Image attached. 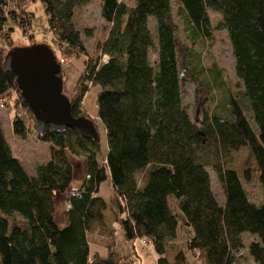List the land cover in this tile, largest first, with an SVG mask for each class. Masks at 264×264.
Returning <instances> with one entry per match:
<instances>
[{
    "label": "trees",
    "instance_id": "1",
    "mask_svg": "<svg viewBox=\"0 0 264 264\" xmlns=\"http://www.w3.org/2000/svg\"><path fill=\"white\" fill-rule=\"evenodd\" d=\"M35 1L60 57L84 58L71 93L65 95L71 116L88 118L82 99L90 88L100 89L95 105L106 142L103 159L97 140H84L69 129L54 133L45 127L36 134L14 75L3 68L11 34L18 30L24 36L32 26L28 4ZM91 1L0 0V43L6 47L0 51V100L6 105L14 96L13 106L25 111L27 124L14 114L11 133L20 139L30 133L48 149L46 160L29 176L0 128V264H132L113 252L115 231L104 223L106 204L96 196L105 181L124 241H148L156 264H187L188 252L200 264H235L244 248L243 235L255 238L247 248L249 257L264 264V0H172L193 39L209 37L207 11L221 18L216 29L227 32L235 74L243 86L227 98L224 114H204L192 121L181 104L171 0H135L132 7L121 0H94L107 27L104 39L95 43L94 59L71 20L74 9ZM149 19L154 21L155 42ZM181 57V66L196 80L198 63L188 62L189 69L186 54ZM58 64L63 81L64 69ZM242 148L256 164L254 177L250 170L229 169L233 153ZM68 155L81 158L78 197L67 195L72 181ZM207 168L218 180L221 204L210 188ZM253 180L259 203L247 190ZM60 194L67 205L62 229L53 219V200ZM184 229L190 236L181 246L176 233ZM86 234L109 240L103 257L90 253Z\"/></svg>",
    "mask_w": 264,
    "mask_h": 264
},
{
    "label": "rangeland",
    "instance_id": "2",
    "mask_svg": "<svg viewBox=\"0 0 264 264\" xmlns=\"http://www.w3.org/2000/svg\"><path fill=\"white\" fill-rule=\"evenodd\" d=\"M135 0H121V2L128 7H132ZM28 13L32 14V23L30 30H27L23 36L20 31L14 30L11 34V47H25L31 45V42L37 44L47 45L55 54L57 61L61 64L65 71L72 70L73 60L60 57L59 51L56 50L52 42L53 34L49 31L48 26L44 20L43 12L40 4L35 1L28 4ZM170 17L172 23L175 25V40L177 50V67L180 76V96L181 104L186 110L189 119L192 121L195 118L198 120L205 114L207 116L213 114H224V104L230 96H236L239 92L243 91L242 83L235 74V60L232 53V47L225 30L216 29L221 23V18L210 11H207L208 23L210 28V35L208 38H192L190 29L186 24L185 17L177 15L176 6L174 2L170 1ZM72 24L76 30L80 32L81 41L92 59L97 56L94 50L95 43L101 41L105 37L107 27L103 28L99 15V6L96 1H91L87 5L74 9L72 12ZM148 29L151 33L152 39L155 42V29L154 21L148 20ZM89 30V36L85 35V31ZM30 37L31 39H29ZM2 45L0 44V49ZM9 50V49H8ZM7 50V51H8ZM2 51V50H1ZM4 51V50H3ZM2 54V57L7 53ZM182 54H186L185 62L191 64L198 63L201 70L196 80H191L184 68L181 66ZM189 57H192L189 59ZM81 58V57H80ZM154 55H151V62L153 63ZM188 68L190 65L188 63ZM70 74V73H68ZM79 77V76H78ZM73 75L70 79H73ZM74 82V80H73ZM98 87L90 88L82 99V113L94 121V126L97 134V141L99 145V159L103 158L106 154V142L104 132L96 120V105L95 97L99 92ZM11 99L14 96L10 97ZM11 99L6 105L0 109V121L3 137L8 144L12 156L19 162L24 172L27 175H34L36 166L43 162L47 145L39 143L35 136L32 134L26 135L25 139H20L11 134L10 123L14 114L22 113L24 117V110L20 107L15 108L11 103ZM9 127V128H8ZM70 165L77 172V166L81 158H73L67 156ZM233 164L229 169L236 172H243L250 170L252 177L256 170V164L252 158L249 157L248 150L242 148L233 153ZM210 178V188L214 192L218 202L221 204L223 201L222 191L220 189L218 180L214 172L206 169ZM249 194H252L253 201L259 203V187L255 180L247 186ZM255 196V197H254ZM174 204L173 201L170 202ZM253 241V237L249 235L243 236L245 246ZM235 264H255L250 259L248 252L242 250L236 257Z\"/></svg>",
    "mask_w": 264,
    "mask_h": 264
},
{
    "label": "water",
    "instance_id": "3",
    "mask_svg": "<svg viewBox=\"0 0 264 264\" xmlns=\"http://www.w3.org/2000/svg\"><path fill=\"white\" fill-rule=\"evenodd\" d=\"M2 65L14 75L15 89L33 117L36 134L41 135L45 127L54 133L69 129L84 140H97L90 119L71 116L60 66L47 45L12 47L3 56Z\"/></svg>",
    "mask_w": 264,
    "mask_h": 264
},
{
    "label": "crops",
    "instance_id": "4",
    "mask_svg": "<svg viewBox=\"0 0 264 264\" xmlns=\"http://www.w3.org/2000/svg\"><path fill=\"white\" fill-rule=\"evenodd\" d=\"M86 52H87V50H86ZM87 54L89 55L88 52H87ZM73 62L75 64H72V70H70V72H68L70 74L67 73V71H69L67 69L65 71V75L63 78V93L66 96H68L71 93V91H72V89H73V87H74V85L78 79V76L83 69L84 58L81 57L78 60H73ZM71 75H73V77H74L73 79H70ZM73 80H74V82H73ZM0 128H1V121H0ZM43 145H45V144H43ZM47 155H48V151H46V155H45L43 162L46 160ZM101 159H103V158H101ZM42 163H40V164H42ZM40 164H38V165H40ZM71 169H72V181L70 183L69 188H78L82 184V180H83L81 168L78 164L77 172H75V170L72 166H71ZM96 196L101 198L106 204V209L103 212L104 223L106 224V226L110 230L113 229L115 231L113 252L115 254H117L120 259L129 258L132 261V264H156L157 257L152 252L150 247L148 249L143 248L141 246L139 240H136L132 244L124 241L122 231L120 230L118 225L116 223H114V219H113V209L114 208L110 204L111 190H110V187H109L107 181L99 184V186L97 188ZM65 205H66L65 194L56 195L54 197V200H53V219H54V222H55L58 229H62L65 226V221H66ZM189 236H190L189 230H187V229H184L183 231L178 230L176 233V241L175 242L177 244H180L181 246H183L185 244V241L187 240V238ZM85 238H86V242L88 244V248H89L90 253H97L100 257H103L105 255L108 247L110 246V242L106 237H102V236H98V235H92V234H86ZM254 239L255 238H253V240ZM247 248H248V245L245 246V244H244V248L242 250L248 252ZM184 257H185L187 264H200L193 257L192 253H190V252L186 253L184 255Z\"/></svg>",
    "mask_w": 264,
    "mask_h": 264
},
{
    "label": "built area",
    "instance_id": "5",
    "mask_svg": "<svg viewBox=\"0 0 264 264\" xmlns=\"http://www.w3.org/2000/svg\"><path fill=\"white\" fill-rule=\"evenodd\" d=\"M0 44L2 45L0 51H1V50H2V51H3V50H6V47H5L2 43H0ZM102 62H105V57L102 58ZM3 106H4V103H3V101L0 100V109H2ZM20 110H21V109H20ZM23 113H24V117H23V114H22V113H17L16 116H17L19 119L25 121V125H26V124H27V123H26V121H27V117H26L25 112H23ZM25 127H26V126H25ZM79 191H80L79 188H70L69 191H68V193H67V195H68V196L78 197V195H79V193H80ZM66 208H67V205H66ZM139 242H140L141 246H142L143 248H145V249H148V248L150 247L148 241H146V240L143 239V238H142V239H139Z\"/></svg>",
    "mask_w": 264,
    "mask_h": 264
}]
</instances>
